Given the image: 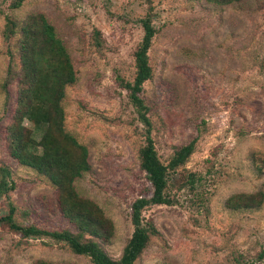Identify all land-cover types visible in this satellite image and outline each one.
I'll return each instance as SVG.
<instances>
[{
	"label": "rangeland",
	"instance_id": "obj_1",
	"mask_svg": "<svg viewBox=\"0 0 264 264\" xmlns=\"http://www.w3.org/2000/svg\"><path fill=\"white\" fill-rule=\"evenodd\" d=\"M11 1L0 0V216L12 206L17 224L80 233L118 258L131 202L150 195L137 159L144 128L120 83L133 78L147 16L151 76L139 95L154 149L165 164L176 146L195 145L166 174L167 202L141 209L153 232L134 264H264V0ZM32 13L53 25L75 76L63 88L62 126L85 147L88 170L65 191L11 154L45 129L16 107L19 26ZM31 108L46 112L38 101ZM258 191V205L248 204ZM36 260L92 264L62 242L23 238L0 223V264Z\"/></svg>",
	"mask_w": 264,
	"mask_h": 264
},
{
	"label": "trees",
	"instance_id": "obj_2",
	"mask_svg": "<svg viewBox=\"0 0 264 264\" xmlns=\"http://www.w3.org/2000/svg\"><path fill=\"white\" fill-rule=\"evenodd\" d=\"M217 5H224L238 0H206ZM20 0L11 1L16 7ZM142 36L133 51L134 73L131 81H120L125 89L129 102L134 107L138 120L144 128L143 144L137 150L138 167L144 172L150 185L149 197L135 198L130 206V222L132 231L126 239L117 259H113L99 246L82 234L72 233L66 229L46 230L33 224L20 225L14 222L13 207L0 216V223L5 222L7 227L18 233L20 237L32 238L46 236L54 241L62 242L75 254L87 256L92 264H134L146 246L153 229L150 222L143 221L141 209L149 204L166 203L164 196L166 174L185 163L193 152L195 138L176 146L167 162L162 163L156 154L150 136V121L147 116V107L139 95L141 84L151 76V67L148 62L147 49L154 34V27L150 18L140 19ZM20 40L18 43L20 57V72L17 75L16 107H23V114L34 124L43 123L45 129L40 140L21 151L11 149V154L23 164L35 168L45 174L56 188L73 189L72 182L83 172L88 170L86 149L75 138L66 132L62 126L63 112L60 101L63 97L65 85L75 80L69 55L60 38L56 35L53 25L42 13L28 15L19 26ZM47 70V73L44 71ZM33 101L43 107L32 110ZM39 145L41 150L34 153ZM15 145L12 144V148ZM70 151L75 152L72 156ZM3 181L0 180V193L5 191ZM74 192V190H73ZM75 193V192H74ZM73 197H76L73 195ZM261 201V193H248V204H257ZM91 232L89 229H86ZM258 256H261L259 253ZM32 264H60L36 260ZM237 264H254L252 260L238 261Z\"/></svg>",
	"mask_w": 264,
	"mask_h": 264
}]
</instances>
